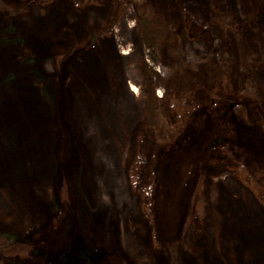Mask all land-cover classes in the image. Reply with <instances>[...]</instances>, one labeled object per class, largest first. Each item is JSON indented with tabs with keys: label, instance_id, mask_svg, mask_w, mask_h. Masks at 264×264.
I'll use <instances>...</instances> for the list:
<instances>
[{
	"label": "rangeland",
	"instance_id": "374dc122",
	"mask_svg": "<svg viewBox=\"0 0 264 264\" xmlns=\"http://www.w3.org/2000/svg\"><path fill=\"white\" fill-rule=\"evenodd\" d=\"M0 2V264H264V0ZM175 99L241 149L199 181Z\"/></svg>",
	"mask_w": 264,
	"mask_h": 264
},
{
	"label": "trees",
	"instance_id": "16d2710c",
	"mask_svg": "<svg viewBox=\"0 0 264 264\" xmlns=\"http://www.w3.org/2000/svg\"><path fill=\"white\" fill-rule=\"evenodd\" d=\"M0 6L1 7L4 6V3L0 2ZM249 93H250L249 87L245 88L244 92L240 93L239 98H241V99L247 98L251 102V104L255 105L257 103V98L253 97ZM188 98H190V97H188ZM174 103H175V108L180 113V118H181L179 124L176 127L177 130L175 133L178 132V134L179 133L182 134L183 132L184 133L187 132L188 135L185 134V138H186V140L187 139L189 140V138L191 139V135H193V133L196 132L194 129L201 128L197 132L202 133L201 135H203V134L205 135V141L206 142H204L205 147H204L203 154H200V153L197 154L196 158L191 159L192 162L190 163L192 166H197V170H195V173L192 172V175H195L199 181L200 175H201V172H200L201 166L205 161H209L211 159H214L215 157H212L214 154L225 156V157L229 156L230 158H234V155L236 154L235 153L236 151H234V150H236L238 146L235 144L233 139L230 138L229 133H227V131L225 129H224V132H226V136L219 130H210L209 128H207V130L204 131V129H203V125H205V123L212 118V115L217 110V108H219L220 106L223 105L220 100L216 99V100L207 102L205 106L203 105L201 107L197 106V104L191 105L189 103V101H184V100L179 101V100L175 99ZM259 114H261V113H259ZM261 116L262 117H258L257 120H255V121H257V124L261 128L260 129L261 132L264 134V115L261 114ZM189 130H193L195 132H193V131L189 132ZM189 142H190V140H189ZM172 145H173V143H171V139H170L169 141H167V143H164L158 149L161 152L160 153L157 152L158 153V161L156 163L155 170H154V181L157 184H159L160 177L162 179L161 162L165 158V155L169 154L170 150L174 149L176 147V146L171 147ZM184 145H185V142H184V144H180V146H184ZM181 149H178V152H181ZM176 150H174V151L176 152ZM237 150L240 151L241 149L240 150L237 149ZM172 153H174V152H172ZM211 154H212V156H210ZM236 159H237L238 164L240 165V168L242 170V174H244L245 176L248 174V177H249V175H250L249 173H255L256 178L259 177L260 175H262L261 169H259L260 167H258V165H255V166L250 165L247 162H245L243 159L238 158V157ZM188 162H189V160H187L186 163H188ZM241 163L243 164V166L241 165ZM186 173H188V171ZM58 204H59L60 212L65 215L69 210L68 207H66L65 203L61 200V198H60V203L58 200ZM51 223H54L53 225L50 224L51 228L54 229V231H57V230H60L61 228H64L63 221L60 217L54 218ZM62 225H63V227H62ZM38 240L46 241V239L41 237L39 235V233H34L32 238L28 239L26 241L13 240V241H9V242H6V243L0 245V252H2L5 255H8V256H13V255H18V254H28L25 252L26 251L29 252L33 249H36L35 246H37L36 243L39 242ZM167 245L169 247L168 249H170V252H171L172 264H177L178 263V258H177L178 241L171 242L170 244H167ZM32 247H33V249H32ZM28 255H30V254H28Z\"/></svg>",
	"mask_w": 264,
	"mask_h": 264
}]
</instances>
